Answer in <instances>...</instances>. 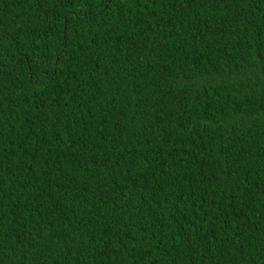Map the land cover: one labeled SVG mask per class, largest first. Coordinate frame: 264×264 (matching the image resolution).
Listing matches in <instances>:
<instances>
[{
	"label": "trees",
	"instance_id": "obj_1",
	"mask_svg": "<svg viewBox=\"0 0 264 264\" xmlns=\"http://www.w3.org/2000/svg\"><path fill=\"white\" fill-rule=\"evenodd\" d=\"M0 264H264V0H0Z\"/></svg>",
	"mask_w": 264,
	"mask_h": 264
}]
</instances>
